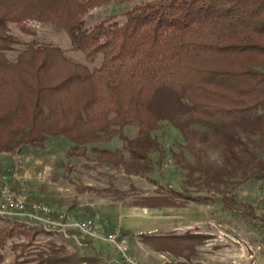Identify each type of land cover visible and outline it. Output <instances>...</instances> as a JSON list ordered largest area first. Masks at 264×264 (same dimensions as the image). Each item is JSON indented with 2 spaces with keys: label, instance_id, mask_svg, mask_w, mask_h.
Here are the masks:
<instances>
[{
  "label": "trees",
  "instance_id": "1",
  "mask_svg": "<svg viewBox=\"0 0 264 264\" xmlns=\"http://www.w3.org/2000/svg\"><path fill=\"white\" fill-rule=\"evenodd\" d=\"M110 5L124 10L94 22V12ZM31 23L64 32L86 64L39 41ZM12 26L32 36L21 49ZM162 123L178 129L189 146L214 141L230 166L251 159L264 177L251 140L243 141H264V0H0V153L65 137L72 143L68 156L81 157L89 146L117 138L123 146L115 151L92 148L96 160L144 177L164 160L156 135ZM129 127L137 128L133 138ZM170 193L143 205L212 201ZM223 209L240 214L264 240V217L252 206L225 197ZM141 236L182 259L171 264H192L196 246L211 238L199 231ZM72 240L0 217V264L7 250L14 255L8 264H108Z\"/></svg>",
  "mask_w": 264,
  "mask_h": 264
},
{
  "label": "rangeland",
  "instance_id": "2",
  "mask_svg": "<svg viewBox=\"0 0 264 264\" xmlns=\"http://www.w3.org/2000/svg\"><path fill=\"white\" fill-rule=\"evenodd\" d=\"M124 8L110 5L94 12V22ZM37 39L61 47L73 61L85 63L82 53L73 50L68 36L50 25L31 23ZM24 47L32 36L12 26ZM17 51L9 53L15 59ZM98 63L97 65H99ZM195 130L205 128L194 125ZM133 138L136 127L126 129ZM156 135L164 149V160L147 176L126 174L109 164L96 160L92 148L115 151L122 148L120 139L89 146L86 156L69 157L72 143L65 137H52L42 148L23 146L9 153H0V175L7 174L12 186L29 202L43 203L52 209L53 221L69 228L70 236L81 241L73 243L83 253L102 254L108 264H118L121 255L114 244L105 241L108 234L120 231L129 246V257L140 264H171L182 261L166 252H158L142 239V234H169L194 231L210 235V239L195 248L192 264H264V240L249 230L240 214L223 209L225 197L252 206L264 217V177L255 162L247 165H228L214 141L198 139L190 145L181 132L169 123H162ZM257 161L264 165V141L260 136L243 137ZM241 156L244 155L241 153ZM158 163V156L154 157ZM194 169L189 175L188 167ZM175 190L189 197H207L212 201L199 203L175 198L176 206L149 207L143 205L152 197L168 195ZM96 223L97 236H86L74 230L83 220ZM71 228V229H70ZM5 264L14 255L6 251Z\"/></svg>",
  "mask_w": 264,
  "mask_h": 264
},
{
  "label": "built area",
  "instance_id": "3",
  "mask_svg": "<svg viewBox=\"0 0 264 264\" xmlns=\"http://www.w3.org/2000/svg\"><path fill=\"white\" fill-rule=\"evenodd\" d=\"M51 214L53 215V211L50 207L39 202H29L25 195L14 189L7 174L0 175V217L63 233L67 238L76 239L75 241L81 244L77 237L70 236L69 228L64 223L53 221ZM73 228L83 233V238L97 236L96 223L93 220L79 221ZM105 241L114 244L119 250L121 259L118 264H140L136 259L129 257V246L120 231L108 234Z\"/></svg>",
  "mask_w": 264,
  "mask_h": 264
}]
</instances>
